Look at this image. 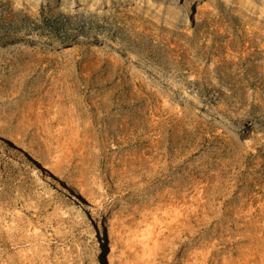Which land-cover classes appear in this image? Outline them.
I'll list each match as a JSON object with an SVG mask.
<instances>
[{
	"label": "rangeland",
	"instance_id": "obj_1",
	"mask_svg": "<svg viewBox=\"0 0 264 264\" xmlns=\"http://www.w3.org/2000/svg\"><path fill=\"white\" fill-rule=\"evenodd\" d=\"M0 130V264H264V0H0Z\"/></svg>",
	"mask_w": 264,
	"mask_h": 264
},
{
	"label": "bare ground",
	"instance_id": "obj_2",
	"mask_svg": "<svg viewBox=\"0 0 264 264\" xmlns=\"http://www.w3.org/2000/svg\"><path fill=\"white\" fill-rule=\"evenodd\" d=\"M258 19H261V17H259ZM33 36L35 35H32L31 37ZM81 38L90 39V37H81ZM103 39L104 38H99V40H103ZM253 132H255V130ZM0 142L4 145H7L11 149L21 153L24 156V158L28 159L33 164L34 169H38L39 171L42 172L44 171V174L46 175V177H43L44 181H48L49 179L50 180L52 179V181H54L56 185L62 188V191L64 193L67 192L72 193V195H75L76 200L80 204H82L86 209L87 208L91 209V206L89 204H84L85 195L83 192H81L80 190L76 189L75 187L69 184H63V183L61 184V182L53 175L51 170L45 164H42L38 158L29 154L24 148L20 147L15 142H12L7 136L4 135V133L1 130H0ZM95 225H96V229H95L96 237L98 236V231L100 232V237H97L96 246H95V253H96L95 264H104V262L105 263L107 262L106 259H108V257L106 258L104 254V247L107 243L105 240L106 235L99 221H96Z\"/></svg>",
	"mask_w": 264,
	"mask_h": 264
}]
</instances>
